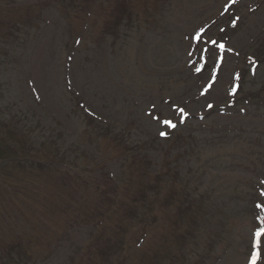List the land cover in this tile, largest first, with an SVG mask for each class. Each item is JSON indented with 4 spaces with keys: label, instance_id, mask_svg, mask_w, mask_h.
Here are the masks:
<instances>
[{
    "label": "rangeland",
    "instance_id": "374dc122",
    "mask_svg": "<svg viewBox=\"0 0 264 264\" xmlns=\"http://www.w3.org/2000/svg\"><path fill=\"white\" fill-rule=\"evenodd\" d=\"M94 1L0 0V123L85 154L66 172L0 161V247L21 240L36 264H264V0H130L114 19ZM104 138L126 152L95 167ZM127 154L146 174L168 161L153 190L119 176Z\"/></svg>",
    "mask_w": 264,
    "mask_h": 264
},
{
    "label": "trees",
    "instance_id": "16d2710c",
    "mask_svg": "<svg viewBox=\"0 0 264 264\" xmlns=\"http://www.w3.org/2000/svg\"><path fill=\"white\" fill-rule=\"evenodd\" d=\"M99 3V8L106 5V8L104 9L111 11L113 17L112 19H114L118 14H121L123 18L129 15V18L135 10V8L131 6L130 0H95L93 6H99ZM111 3H116V5L113 6ZM153 3L155 7L161 5L159 0H154ZM80 10L82 12V9ZM84 12L89 15L88 10L84 9ZM253 55L258 63L262 64V62H264V50L254 51ZM29 134H31V132H21L12 128L7 123L2 126L0 125V161L8 159L9 163L13 161L17 164H19V162L20 164L27 162L31 164H25L29 166L28 171H30L32 167H34V170L41 168L44 166L43 163L47 162L45 164L48 166L46 167V171L53 172L55 171L53 169L55 165L65 164L66 161L70 159V156L66 157L65 154L61 153V150H63L64 147L58 148L55 143H33L35 142V138L30 139ZM78 159H82L83 161L82 156L75 157L72 159L73 163L74 161L76 163ZM143 160L145 163L144 156ZM132 162L133 157L130 155L127 158L126 166H130ZM159 175H162V173ZM158 179H160V177H155L150 184L158 182ZM148 188L153 190L151 185ZM135 201L131 198L132 203H136ZM134 207H137V204H135ZM134 207L132 210L135 209ZM10 243L13 242L10 241ZM24 248L25 246L22 241H18L15 245H2L0 247V264H29L31 255Z\"/></svg>",
    "mask_w": 264,
    "mask_h": 264
},
{
    "label": "snow or ice",
    "instance_id": "6c2138e0",
    "mask_svg": "<svg viewBox=\"0 0 264 264\" xmlns=\"http://www.w3.org/2000/svg\"><path fill=\"white\" fill-rule=\"evenodd\" d=\"M221 47H223V46L221 45ZM170 126H173L174 127V125H170Z\"/></svg>",
    "mask_w": 264,
    "mask_h": 264
}]
</instances>
